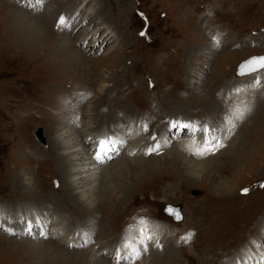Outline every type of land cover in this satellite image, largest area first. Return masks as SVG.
<instances>
[{
  "label": "rangeland",
  "instance_id": "374dc122",
  "mask_svg": "<svg viewBox=\"0 0 264 264\" xmlns=\"http://www.w3.org/2000/svg\"><path fill=\"white\" fill-rule=\"evenodd\" d=\"M40 1L45 4L36 6ZM12 7L39 20L13 16ZM59 13L69 18L63 29L54 25ZM213 37L219 38L218 47ZM64 41L75 44L72 57L70 50L60 55ZM262 53L264 0H0V220L17 224L10 235L0 229V264H117L118 251L124 257L119 264H229L236 258L264 264V71L237 76L242 60ZM254 75L262 81L258 87H252ZM204 99L210 106L202 104ZM89 102L92 108L99 105L91 123L84 111ZM239 106L243 118L229 125ZM111 111L119 113L112 120ZM138 114L158 136L177 115L207 120L221 132L228 123L231 133L222 149L233 141L239 149L248 146L240 154L231 152L239 162L221 156L219 171L210 166L206 176L197 171L198 179L187 182L194 160L176 150L182 137L174 141L168 132L163 149L168 153L147 156V164L123 162V155L100 163L95 207L104 209L89 214L68 201L67 182L54 162L58 150L49 143L55 127L64 124L61 118H76L77 127L105 126L117 138L121 124ZM251 123L247 137L245 126ZM37 124L44 143L32 134ZM107 166L115 167L112 175L103 169ZM166 202L181 206L180 222L161 212ZM17 209L21 213L12 221L9 213ZM25 214L36 220L30 235L23 229ZM55 219L71 231L79 228L76 246L36 237L38 223L45 231ZM145 222L159 223L157 230L167 240L163 248L140 250L151 236L147 227L140 233ZM132 236L139 241L129 242ZM123 242H129L127 248ZM57 248L81 257L70 260Z\"/></svg>",
  "mask_w": 264,
  "mask_h": 264
},
{
  "label": "bare ground",
  "instance_id": "6f19581e",
  "mask_svg": "<svg viewBox=\"0 0 264 264\" xmlns=\"http://www.w3.org/2000/svg\"><path fill=\"white\" fill-rule=\"evenodd\" d=\"M28 1V3H29V0H27ZM25 2H26V0H25ZM45 4V2H41L40 1V3H37L36 4V6H43ZM3 5V4H2ZM27 6H28V4H26ZM26 5H24V7L26 6ZM31 5V4H30ZM7 6V5H6ZM35 6V7H36ZM40 6V7H41ZM39 7V8H40ZM11 8V7H10ZM13 8V7H12ZM72 11V10H71ZM10 12L12 13V15L14 14V15H19L20 17H22L23 19H27V18H29L30 20L32 19V20H39L38 18H36V17H34L33 15V13L32 12H30V13H26L25 11H23V10H16L15 8H13V9H10ZM33 14V15H32ZM13 15V16H14ZM50 15H51V13H50ZM50 15L49 14H47L46 15V19H42V17H41V19L42 20H44L45 21V25L47 26V22H49L48 20L50 19ZM61 16H64V17H67L66 18V25L67 24H69V18H68V16H66V15H64L63 13H59L58 14V16H57V18H56V20H55V23H54V25H55V27H57V28H59V29H63L64 28V26H62V27H58V20H59V18L61 17ZM18 18V17H17ZM21 19V18H20ZM75 19V18H74ZM19 20V19H18ZM31 20V21H32ZM39 22V21H38ZM37 22V23H38ZM211 22V21H210ZM42 24V23H41ZM65 25V26H66ZM40 27V26H39ZM25 29V28H24ZM112 36V35H111ZM24 37V36H23ZM103 39V38H102ZM106 39V38H105ZM26 40V39H25ZM31 42V41H30ZM33 42V41H32ZM64 43H65V41H64ZM34 45V44H33ZM70 45H72V46H70ZM44 46V45H43ZM45 47V46H44ZM62 47V46H61ZM59 48H60V46H59ZM26 50V49H25ZM35 50V49H34ZM38 50V49H37ZM62 50V49H61ZM70 50V52H72V53H69L70 55L69 56H71L72 57V55L74 54L73 52H75V53H77L78 52V50H77V48H76V46H75V44L73 45L72 43H65L64 45H63V50L61 51V53H60V55L62 54V52H66V53H68V51ZM80 50V49H79ZM80 52H82V51H80ZM83 54V53H82ZM59 55V54H58ZM66 55V54H65ZM43 57V56H42ZM82 57H84V56H82ZM68 58V57H67ZM78 58V57H77ZM81 58V57H80ZM70 59V58H69ZM81 59H83V58H81ZM85 59V58H84ZM33 60V59H32ZM73 60V59H72ZM60 62H62V61H60ZM70 62V61H69ZM64 63V62H63ZM81 63V62H80ZM43 64V63H42ZM59 64V63H58ZM86 64V63H85ZM57 66V65H56ZM50 67V66H49ZM237 76H240V75H237ZM219 80V79H218ZM101 88H104V92H106V93H108L110 90V88H108V87H106L105 88V83H102L101 84ZM258 90V89H257ZM258 93V92H257ZM256 94V93H255ZM216 95V94H215ZM217 96V95H216ZM78 97H79V95H78ZM208 99V98H207ZM81 101V99H79V98H77V101H75V103H77V104H79V102ZM204 101V103H202V104H204V105H208V103L206 102V100L204 99L203 100ZM210 101V100H209ZM220 101H222V100H220ZM215 102H216V100H215ZM217 102H219V101H217ZM91 103H93V102H89V103H87V105H85V113H87L88 114V116H89V119H90V123H91V121H93V119L95 118V117H97L98 116V110H99V105L96 107V108H92L91 107ZM208 106H210V105H208ZM216 106V105H215ZM214 106V107H215ZM242 106H239L238 107V109L240 110V111H242L240 108H241ZM113 108H115V105H114V107ZM95 109V112L93 113L92 111ZM115 110V109H114ZM51 112V111H50ZM112 112V111H111ZM113 113V112H112ZM51 114V113H50ZM102 114V113H101ZM104 114H106V113H104ZM117 114H119V113H117ZM117 114H115V113H113V115L109 118L110 120H112V119H114V117L117 115ZM227 115H228V113H227ZM102 116H104V115H102ZM106 116H107V114L104 116V118H106ZM82 117V116H81ZM131 117V116H130ZM236 117H237V114H236ZM49 118V117H48ZM54 118H55V116H54ZM54 118H53V120H54ZM58 118H60V117H58ZM86 118V117H85ZM132 118V117H131ZM62 120H63V122H64V124H60L59 126H57V127H55V131L53 132V134H52V136L51 137H49V143H50V146H51V148H53L54 150L57 148V153L55 152V156H54V162L56 163V167H57V169L59 170V177L61 178V180L62 181H66L67 182V184L66 185H64L63 187H64V193H65V190H66V193H65V195L64 196H66L65 198L66 199H68V201H70V202H72V203H78V206L80 207H82L83 209H84V211L85 212H87V213H89V214H91V213H93L94 211H98V208L100 207V209L101 208H103V207H105V206H101V205H97L96 207H95V200L97 199V195H96V192H95V185L97 184V181H96V179H97V177H98V175H99V173L101 172V169H102V166L100 165V163H96L95 162V159H94V157L93 156H91V154H92V152H91V150H92V148L87 144V140H86V135L88 136V134H90V133H93L94 135H96L98 138L99 137H103V136H105V135H107V136H110V137H112V136H114L113 134H111V135H109V131H110V128H105V126H99L98 128L96 127V129H92V127L93 126H91V128L86 124V122H84V126H82L81 124V127H77L76 125V122H77V119L75 118V120H73V121H70V119L69 118H61ZM134 119V121L136 122V121H138V118H133ZM235 121H230L229 122V125L230 124H234V125H236V123L237 122H239L237 119L238 118H233ZM52 120V119H51ZM95 120V119H94ZM102 120V119H101ZM105 120V119H104ZM108 120V119H107ZM142 120V119H141ZM247 120V119H246ZM109 122V121H108ZM80 123V122H79ZM101 123H105V121H101ZM125 123V122H124ZM203 125H205V122H201ZM219 123H221V121L219 122ZM219 123H216L217 125L219 124ZM223 123V122H222ZM264 123V122H263ZM76 124V125H75ZM83 124V123H82ZM92 124H93V122H92ZM129 125H131V126H133V123H132V120L130 119V122L128 123ZM253 123H251V124H249L248 126L246 125L245 126V130H244V135H246L247 137H248V134L249 135H252V133H251V131H252V125ZM94 125V124H93ZM224 125V124H223ZM228 125V123L227 124H225V127ZM257 125V124H256ZM85 126H86V129H85ZM259 127V126H258ZM129 128H131L130 126H129ZM215 128V130L218 132V134L220 135V136H217L218 138H219V141H220V143H222L223 141L225 142V140L227 139V138H229V136H227L228 134H230V133H227L226 135H224V136H222L223 134H222V132L220 131V128L219 129H216V127H214ZM98 129H100V130H98ZM136 129V128H135ZM86 130V131H85ZM137 130V129H136ZM163 130V129H162ZM161 130V131H162ZM214 130V131H215ZM85 131V136L84 135H82L83 134V132ZM101 131H103V133H100ZM157 131V130H156ZM163 131H165V132H163ZM162 131V136L160 137L161 138V140L163 141V143L164 144H167V140L165 141L164 139H167L168 137H165L166 135H167V133L169 132V129L168 130H163ZM257 131H259L258 129H256V128H254L253 129V132H255V134H257V135H259L260 134V132L258 133ZM262 131V130H261ZM137 132H138V136H140L141 135V131H138L137 130ZM120 135L122 136V139L124 138V136H123V134H122V131H120ZM263 135V134H262ZM186 137H184V139H182V141H180L179 142V146L180 147H176L177 149V151L178 152H180V154H184V153H188L189 152V155H192V158H193V163L195 164V167L193 168V167H190L189 168V170H190V174H191V176H188V175H185L184 176V181H187V182H189V181H194V180H196V179H198V172L197 171H201V170H204V174H202L201 175V178H203L204 176H206V172L207 171H209L208 169H211L210 168V166H213L214 167V165H217L214 169L216 170V171H219L218 170V167L221 165V162L220 161H218L217 159H219L221 156H222V158H228V159H226V161H228V163L230 162L231 163V160H237L238 161V159H239V157H238V155H236V156H234V155H232L231 154V152L232 151H237L236 153L237 154H240L241 153V151L243 152V151H246V147L248 146H244L243 147V149H239V146L237 145V143L233 146V142L232 143H228L227 145H225L226 146V148L227 149H220L219 151L221 152H225V153H223V155H219V151L217 150V151H215V153L214 154H211V155H203V156H200V155H197V154H195V151L197 150V149H199V148H202L203 146H201L200 144H197L196 146H194V142L193 141H188V138L187 139H185ZM185 140V141H184ZM250 140V139H249ZM255 140H258V138L257 139H255ZM131 143H135V140H133V139H131V141H130ZM224 142H223V144H224ZM55 143V144H54ZM239 143V142H238ZM252 143V142H251ZM95 144V143H94ZM250 145H252V144H250ZM233 146V150H230L229 148L230 147H232ZM192 147H196L197 149H195V148H192ZM251 147V146H250ZM163 149H164V147H163ZM132 150V149H131ZM224 150V151H223ZM227 150V151H226ZM226 152H227V154H226ZM168 152H164L163 153V151L161 152V154L160 155H163V154H167ZM175 153L177 154V152L175 151V150H173V151H171L170 152V154H173V155H175ZM93 154H94V156H95V151L93 152ZM231 154V155H230ZM249 154H250V152H249ZM159 155V156H160ZM214 155V156H213ZM175 156H177V155H175ZM237 157V158H236ZM136 158V157H135ZM244 158H247V155L246 156H244ZM23 159V158H22ZM122 159L124 160L123 162H125V160L127 161H130V163L131 162H134L133 163V165H135V166H140V165H142V164H147V162H150L151 160V158L150 157H140V159H135L134 160V157H131V156H126V155H123V157H122ZM42 161V160H41ZM190 162H192V160L190 159ZM224 162L225 161H223L222 163L224 164ZM239 162V161H238ZM233 163V162H232ZM118 164H122V162H119ZM178 164H180V163H178ZM226 164H227V162H226ZM236 164V163H235ZM130 165V164H129ZM134 166V167H135ZM228 166H226L225 168H227ZM63 168H66V171L63 169ZM230 168V167H229ZM228 168V169H229ZM104 170H106V169H109L108 170V172L107 173H109L110 175H112L113 174V172H114V170H115V167L114 166H111L110 168L107 166V167H104L103 168ZM182 169H183V167L181 168V171H182ZM188 170V171H189ZM222 170V169H221ZM229 171V170H228ZM230 171H232V170H230ZM182 173H183V171H182ZM221 173H223V172H219V174H221ZM223 174H225V172L223 173ZM211 175H215V173H213V174H211ZM17 177V176H16ZM15 180H17L18 182H16L17 184H21V180L17 177ZM202 180V179H201ZM194 183V182H193ZM58 190L60 191L61 190V184H60V187L58 188ZM71 193V196L69 195ZM242 194H244L243 192H242ZM8 196H10V195H8ZM232 199V198H231ZM228 200V199H227ZM29 203H31V202H29ZM24 204V203H23ZM22 204V205H23ZM108 204H110V202L108 203ZM107 204V205H108ZM171 205V204H170ZM110 206V205H109ZM2 207H4V204H0V210H2L3 208ZM37 207H40V209H43L41 206H35L34 208H37ZM27 209L28 208H30V207H26ZM107 208H108V206H107ZM110 208V207H109ZM104 209V208H103ZM106 210V209H105ZM33 212V210L32 209H30V211H29V213H32ZM21 212L19 211V209H17V210H12L9 214H10V216L8 217L9 219L11 218L12 219V221H15V219L19 216V214H20ZM96 213V212H95ZM104 213V212H103ZM5 217V216H4ZM7 217V216H6ZM25 217L27 218V221H26V219H24V220H22L23 222H24V226L23 227H25V228H23L24 230H25V233H27L28 232V230H27V228L29 227V224H31V226H32V224L34 223V221H36L35 219H33L32 218V216H30L29 214L27 215V214H25ZM115 217V216H114ZM29 218H30V223L28 222L29 221ZM8 219V220H9ZM62 220V219H61ZM61 220H60V222H59V220H57V219H55L54 221H53V223L51 224V227H50V229L48 230V229H46L45 230V233L48 235V236H50V238H51V240H53L52 242V244H54V243H56V242H63V243H65V244H68L67 246L70 248V247H73V246H76V244L78 243V239H76V238H79V233H80V231H79V228H78V225H76V227L78 228V229H76V230H74V231H71L70 229L71 228H69V225H66V227L65 226H63L62 224H60L61 223ZM0 222H1V225L0 226H2V229H3V231L4 232H7L8 234H10V233H13V232H15L14 231V227L15 226H17V224H13V223H11V222H4V221H1L0 220ZM39 224V223H38ZM40 225V228H43L44 227V225H42V224H39ZM236 225V224H235ZM108 226V225H107ZM151 226V225H150ZM237 226V225H236ZM67 227L69 228L68 229V233H66V231L64 230L65 228L67 229ZM102 227H103V225H102ZM152 227V226H151ZM151 227H149L148 228V230L150 231H148V233H150L149 235H154L155 234V237H156V239H157V234H156V231L153 229V228H151ZM39 228V229H40ZM7 229H12L13 230V232H9V231H7ZM147 229V228H146ZM39 231V230H38ZM145 231V230H144ZM29 233V232H28ZM140 233H141V231H140ZM19 234V233H18ZM37 234V233H36ZM35 234V235H36ZM68 234H70L69 236H68ZM76 234H78V235H76ZM145 234V233H144ZM30 235V234H29ZM39 235H36V237H38ZM70 238H73V239H76V240H73V241H70ZM156 239H152V241L153 242H156L157 240ZM139 240V239H138ZM100 241V240H99ZM50 243H51V241H49ZM72 242H73V244H72ZM102 242V241H101ZM39 243V242H38ZM100 243V242H99ZM98 243V244H99ZM49 244V243H48ZM104 244H105V242H104ZM51 245V244H50ZM50 245H47L46 247L49 249V250H52V246H50ZM103 245V244H102ZM149 246H151V245H143V247L144 248H146V247H149ZM107 247V246H106ZM151 247H153V246H151ZM101 249V248H100ZM104 249V248H103ZM57 250V252H59V253H62L63 255H65L68 259H72V257H81V252L79 253V252H73V251H70V250H68V249H59V248H57L56 249ZM98 250V249H97ZM69 252H71V253H73L74 255H70L69 254ZM85 252V251H84ZM96 253V252H95ZM120 255H121V253H119ZM157 254V253H156ZM97 255V254H96ZM153 255H155V253L153 254ZM153 255H149L148 256V258L150 259ZM85 256H87L86 254H85ZM94 257V255L91 257V258H93ZM96 257V256H95ZM157 257V256H156ZM114 258H116V259H114ZM113 259L115 260V262H117V260H118V255L116 254L115 255V257H114ZM107 263V262H106ZM105 263V264H106Z\"/></svg>",
  "mask_w": 264,
  "mask_h": 264
},
{
  "label": "snow or ice",
  "instance_id": "6c2138e0",
  "mask_svg": "<svg viewBox=\"0 0 264 264\" xmlns=\"http://www.w3.org/2000/svg\"><path fill=\"white\" fill-rule=\"evenodd\" d=\"M66 25V19L64 16H61L58 20V27H62ZM141 35L143 36L144 33L142 32ZM213 42H214V46H219L220 41L217 40L215 37H213ZM264 71V56H251L248 59L244 60L243 62H241V64L238 67V75L240 76H249L252 75L254 73H260ZM256 84L260 83V79L256 78L255 80ZM253 87H255V85H252ZM239 91V89L237 90ZM236 114H237V118L238 119H242L244 112L240 111L239 109L236 110ZM191 125L189 123H185V122H178V121H172L169 124L170 128H177L180 127L181 129H188ZM234 126V125H233ZM203 131L207 132L209 131V129L204 128L202 129ZM91 139V138H90ZM155 136L153 137V140H155ZM120 143H123V141H119ZM114 143H117L116 138L110 137V136H103L100 137L96 140V149H95V156L94 159H96L97 161H100L101 163L104 162L105 159L110 158L108 156V153L110 151H112V145ZM203 147L199 148L195 151V154L203 156L206 154H214L215 151L219 150L220 148L224 147V145L222 143H220V141L218 139L213 138V140H204L203 142ZM159 145L157 144L155 147H149L147 150V154L151 155L153 154V152H155L156 150H158ZM261 187H264V185H261ZM243 192L247 193L249 190L248 189H243ZM165 211L172 216L173 218H175L176 220H180L182 219V216L180 215L179 211L177 209H175L172 206H169L168 208L165 209ZM7 231L12 232V229H7ZM28 232L29 234L31 233V225L29 224V228H28ZM192 234L189 233L188 237L190 238ZM148 239H153L152 236H149ZM125 248L128 247L127 244L124 245ZM118 255V260H117V264H119V261L124 259L123 256H121L119 254V251L117 253Z\"/></svg>",
  "mask_w": 264,
  "mask_h": 264
},
{
  "label": "water",
  "instance_id": "95a60500",
  "mask_svg": "<svg viewBox=\"0 0 264 264\" xmlns=\"http://www.w3.org/2000/svg\"><path fill=\"white\" fill-rule=\"evenodd\" d=\"M251 56H264V53L262 54H256V55H249L247 58H245L244 60L248 59L249 57ZM244 60H242L241 62H243ZM240 62V64H241ZM239 64V65H240ZM239 67V66H238ZM32 134L34 136V138L38 141H40L41 143H44L45 142V138H44V134H43V127L41 124H37L34 129L32 130ZM196 193L198 192L197 190H194ZM169 206H172L174 207L175 209H177L180 213V215L182 216L181 214V209H180V205H167L166 208H168ZM165 211V210H164ZM166 212V211H165ZM167 213V212H166ZM176 220V219H175ZM181 220V219H180Z\"/></svg>",
  "mask_w": 264,
  "mask_h": 264
}]
</instances>
